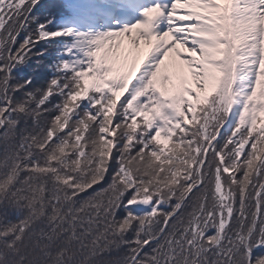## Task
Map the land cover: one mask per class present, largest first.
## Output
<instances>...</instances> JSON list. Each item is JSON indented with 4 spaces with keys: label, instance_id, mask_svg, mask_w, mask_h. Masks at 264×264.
Returning a JSON list of instances; mask_svg holds the SVG:
<instances>
[{
    "label": "snow or ice",
    "instance_id": "6c2138e0",
    "mask_svg": "<svg viewBox=\"0 0 264 264\" xmlns=\"http://www.w3.org/2000/svg\"><path fill=\"white\" fill-rule=\"evenodd\" d=\"M36 3L0 0V264H264V0H100L139 18L29 91L72 36Z\"/></svg>",
    "mask_w": 264,
    "mask_h": 264
},
{
    "label": "trees",
    "instance_id": "16d2710c",
    "mask_svg": "<svg viewBox=\"0 0 264 264\" xmlns=\"http://www.w3.org/2000/svg\"><path fill=\"white\" fill-rule=\"evenodd\" d=\"M47 4V0H38V3L34 6L37 10L39 7H41V11L46 13V5ZM47 12H51L48 11ZM37 13V12H35ZM31 16H33L31 14ZM34 18H38L36 16H34ZM25 35V33H21L20 39H23V36ZM35 48L37 49V53L34 55V57H30L27 61H30L32 59H37L40 60L41 58V48L38 49V44L35 46ZM26 61V62H27ZM24 62L23 64H18L13 70H12V76H13V83L14 84H21L23 85L25 81H31L30 84L27 85V88L25 90H35V89H43L46 86H48V84L50 83V81L52 79H54L51 74H48L47 72L44 71V69L41 67V65H35L33 66V63L31 64V67L27 66V63ZM35 67V69H34ZM60 100L59 96H54L52 97V103L55 104L56 102H58ZM51 115H55V112H52L50 114ZM49 116V118H50ZM10 219H15L16 216L15 214H11ZM254 255L255 256H259V255H264V248H257L254 251Z\"/></svg>",
    "mask_w": 264,
    "mask_h": 264
},
{
    "label": "rangeland",
    "instance_id": "374dc122",
    "mask_svg": "<svg viewBox=\"0 0 264 264\" xmlns=\"http://www.w3.org/2000/svg\"><path fill=\"white\" fill-rule=\"evenodd\" d=\"M105 31H107V30H99L98 26L78 28V29L74 30L72 33V35L74 36V40L71 42L69 47L71 48L74 44L83 45V44L87 43L90 45L92 39H94L95 37H97L99 35H102ZM248 43L251 44L250 41ZM126 44H127V42H125V46H126ZM241 54L247 55L248 53L245 50V51H242ZM67 60L66 61L71 64L73 62V56L70 54ZM238 87H239V85H238Z\"/></svg>",
    "mask_w": 264,
    "mask_h": 264
}]
</instances>
